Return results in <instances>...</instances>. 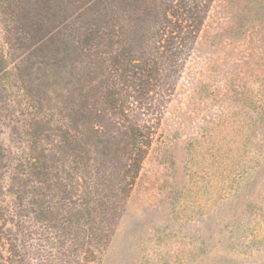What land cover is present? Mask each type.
<instances>
[{
    "label": "rangeland",
    "instance_id": "1",
    "mask_svg": "<svg viewBox=\"0 0 264 264\" xmlns=\"http://www.w3.org/2000/svg\"><path fill=\"white\" fill-rule=\"evenodd\" d=\"M0 264H264V0H0Z\"/></svg>",
    "mask_w": 264,
    "mask_h": 264
},
{
    "label": "trees",
    "instance_id": "2",
    "mask_svg": "<svg viewBox=\"0 0 264 264\" xmlns=\"http://www.w3.org/2000/svg\"><path fill=\"white\" fill-rule=\"evenodd\" d=\"M116 64L118 65V63H117V62H113V66H114V65H116ZM114 68H115V67H114ZM116 70H117V69H116Z\"/></svg>",
    "mask_w": 264,
    "mask_h": 264
}]
</instances>
